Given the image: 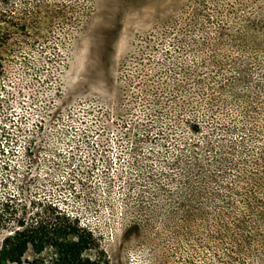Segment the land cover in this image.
<instances>
[{
  "label": "rangeland",
  "instance_id": "1",
  "mask_svg": "<svg viewBox=\"0 0 264 264\" xmlns=\"http://www.w3.org/2000/svg\"><path fill=\"white\" fill-rule=\"evenodd\" d=\"M262 151L264 0H0V243L62 211L101 264H264Z\"/></svg>",
  "mask_w": 264,
  "mask_h": 264
},
{
  "label": "trees",
  "instance_id": "2",
  "mask_svg": "<svg viewBox=\"0 0 264 264\" xmlns=\"http://www.w3.org/2000/svg\"><path fill=\"white\" fill-rule=\"evenodd\" d=\"M193 123L200 126L197 120ZM254 164L259 172H249L251 182H264L263 151ZM6 229L0 243V264H101L88 253L99 246L93 230L62 211L40 219L22 217L16 226ZM47 249L51 250L50 258L43 256ZM29 250L34 252L32 257H27Z\"/></svg>",
  "mask_w": 264,
  "mask_h": 264
}]
</instances>
